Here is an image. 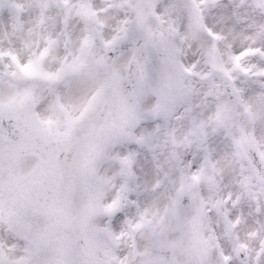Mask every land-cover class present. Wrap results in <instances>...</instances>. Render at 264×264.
<instances>
[{"label":"snow or ice","instance_id":"1","mask_svg":"<svg viewBox=\"0 0 264 264\" xmlns=\"http://www.w3.org/2000/svg\"><path fill=\"white\" fill-rule=\"evenodd\" d=\"M0 264H264V0H0Z\"/></svg>","mask_w":264,"mask_h":264}]
</instances>
